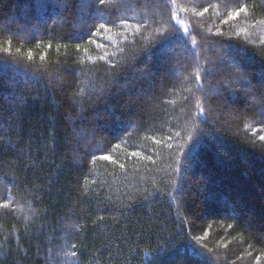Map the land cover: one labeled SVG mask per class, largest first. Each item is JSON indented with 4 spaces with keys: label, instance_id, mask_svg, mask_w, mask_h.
I'll return each instance as SVG.
<instances>
[{
    "label": "trees",
    "instance_id": "1",
    "mask_svg": "<svg viewBox=\"0 0 264 264\" xmlns=\"http://www.w3.org/2000/svg\"><path fill=\"white\" fill-rule=\"evenodd\" d=\"M261 111L264 0H0V264H264Z\"/></svg>",
    "mask_w": 264,
    "mask_h": 264
},
{
    "label": "rangeland",
    "instance_id": "2",
    "mask_svg": "<svg viewBox=\"0 0 264 264\" xmlns=\"http://www.w3.org/2000/svg\"><path fill=\"white\" fill-rule=\"evenodd\" d=\"M38 6H39V7H40V6L43 7L44 4L41 3V5H40V4L38 3V4H37V7H38ZM39 7H38V8H39ZM38 8H37V9H38ZM96 13H97V16L100 15L98 12H96ZM32 17H33V20H32V21H33L34 23H35V21H38V22H37L38 24H41V23H42V20H43V19L41 18V16H40V14H39L38 11H37L36 13H34ZM12 19H13V18H12ZM82 20H83L82 22L84 23V22H85V18H83ZM7 21H8L7 24H9V23H10L9 19H8ZM24 29H25L26 32L30 33V32L32 31L33 28H24ZM229 64H230V65H229ZM225 65H226V67H227V66H230V67L233 66L231 63H228L227 61L225 62ZM231 69H232V68H231ZM231 69H229V70H231ZM259 114L261 115V119H263V121H264V113L261 111Z\"/></svg>",
    "mask_w": 264,
    "mask_h": 264
},
{
    "label": "snow or ice",
    "instance_id": "3",
    "mask_svg": "<svg viewBox=\"0 0 264 264\" xmlns=\"http://www.w3.org/2000/svg\"><path fill=\"white\" fill-rule=\"evenodd\" d=\"M99 2H100V3H104L105 0H99ZM100 27H101V28H104L105 26L102 24V25H100ZM197 79H199V76H198V75H197ZM200 112H201V113L203 112V109H202V108L200 109ZM261 139H264V136H262ZM105 159H111V158H110V157H105ZM5 206H7V205H5Z\"/></svg>",
    "mask_w": 264,
    "mask_h": 264
}]
</instances>
